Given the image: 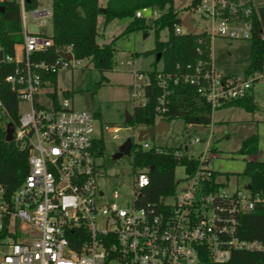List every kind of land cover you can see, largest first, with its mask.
<instances>
[{
	"label": "built area",
	"instance_id": "obj_1",
	"mask_svg": "<svg viewBox=\"0 0 264 264\" xmlns=\"http://www.w3.org/2000/svg\"><path fill=\"white\" fill-rule=\"evenodd\" d=\"M6 1L18 5L22 38L13 44L12 55H1L0 62H13L14 66L2 76L0 87H8L17 105L13 121L0 97V123L4 129L6 124L12 127L10 141L26 152V172L10 196L0 186V264H224L235 250L264 249L261 242L238 234L239 215L263 204L264 196L245 189L248 182L243 185L249 192L246 196L218 179L212 165L217 156L210 150V132L206 139L189 137L183 150L168 152L194 160L195 165L190 172L181 166L183 175L176 180L174 192L157 203H135L137 191L147 183L143 169L135 175L130 205L119 204L116 191L107 196L98 189L95 156L103 146L97 142H102L101 135L93 132V115L70 108L66 99L55 104L48 95L51 84L42 80L43 75L73 68L80 60L73 57L70 45L55 49L52 61L34 58L52 46L51 37L38 30V25L50 23V6L27 9L24 0L0 3ZM255 6L253 0H197L184 13L189 15V25L182 22V16L172 31L175 35L192 33L194 14L204 27L197 33H203L208 44L214 37L249 40ZM146 10H136L134 17L144 18ZM29 24L35 25V31L28 30ZM257 37L264 43L263 27ZM65 53L70 57L63 56ZM258 73L264 75V60L260 71L233 75L216 71L209 54L206 62L186 64L178 76L162 73L160 68L152 75L133 71L132 98L142 89L143 100L134 106H144L145 87L155 82L160 89L153 106L156 122L166 110L168 86L183 82L195 88L211 112L249 95ZM38 98L47 100L48 106L38 105ZM21 102L27 104L23 113L18 110ZM105 129L115 133L119 128ZM130 140V150L168 151L149 147L144 140ZM198 145L202 147L194 151Z\"/></svg>",
	"mask_w": 264,
	"mask_h": 264
},
{
	"label": "trees",
	"instance_id": "obj_2",
	"mask_svg": "<svg viewBox=\"0 0 264 264\" xmlns=\"http://www.w3.org/2000/svg\"><path fill=\"white\" fill-rule=\"evenodd\" d=\"M197 0H189L186 10L193 6ZM173 0H106L102 8L97 0H50L51 9V39L52 46L47 51L34 55V58H44L52 61L56 52L65 46H71V52L76 60L88 59L92 68L98 73V80L94 82L99 87L105 80L103 73L112 67L113 40L109 43L98 44L96 37V20L101 15L103 24L114 18H127L121 34L135 31H148L152 29L154 41L153 48L142 54L153 53L154 60L151 69L147 72L152 75L156 71L155 65L160 61V71L171 76H178L184 71L188 63L194 64L198 60H209L208 39L203 33L173 34V25L179 22L177 11L173 10ZM0 50L4 56L12 55V46L21 41L19 8L12 1L0 3ZM27 9L35 7V0H24ZM142 8L156 13L148 24L144 18L134 17V12ZM103 9V11H102ZM252 34L249 42V63L244 74L260 71L264 60V43L258 37V30L264 28V3L258 4L251 10ZM161 29H166L164 40L158 39ZM198 39L204 40L198 43ZM17 50V48H16ZM160 57L155 60V54ZM179 67L176 68L175 66ZM13 62H0V79L10 72ZM56 72L42 76V80L55 83ZM166 110L159 116L169 124L174 119H181L184 124L207 125L210 122L208 104L195 91L192 85L179 82L168 86ZM160 89L151 81L145 87L146 103L144 106H133L129 115L128 125L141 124L145 127L155 123L156 116L153 111L155 96ZM52 101L57 104L55 91L48 93ZM0 97L11 119L16 120V100L6 85L0 87ZM224 106H239L246 111L255 109L251 94L223 104ZM98 113L93 114V117ZM102 148L101 140L97 141ZM167 153H156L153 150L131 152V165L133 168L143 169L147 175L146 185L139 188L136 193L137 205H153L159 199L171 195L176 186L173 172L176 166H184L187 172L194 167V160L185 157H174L171 153L175 148L165 147ZM238 154L254 156L257 153V136L251 134L241 140L236 151ZM26 172V152L18 149L11 141L4 140V128L0 123V186L8 197L21 183ZM242 175L248 177L251 194L264 196V160L248 159L244 162ZM239 237L246 240H257L264 245V203L255 204L248 212L242 213L238 218ZM2 233H0V237ZM224 264H264V249L262 251H233L229 260Z\"/></svg>",
	"mask_w": 264,
	"mask_h": 264
},
{
	"label": "rangeland",
	"instance_id": "obj_3",
	"mask_svg": "<svg viewBox=\"0 0 264 264\" xmlns=\"http://www.w3.org/2000/svg\"><path fill=\"white\" fill-rule=\"evenodd\" d=\"M105 0H97L102 7ZM189 0H173L172 7L181 18L186 12ZM264 0H253V4H263ZM35 6L49 7L50 0H35ZM155 15L150 10L143 13L144 20L150 24ZM192 33L201 32L203 23L192 14ZM27 20L31 19L27 16ZM127 18H114L103 24L101 15L97 16L96 37L98 44L109 43L113 40L112 67L105 71V80L99 87L94 82L98 80V73L92 68L88 59H82L73 68L59 69L56 72L55 83L48 90L55 91L57 102L68 100L69 107L74 110H82L90 114L98 113L93 118V132L102 137V150L95 156L97 168V187L107 196L113 191L119 195L118 203L130 205L134 196L135 175L141 172L140 168L131 165V152L122 153L119 157H113L119 145L127 138L137 140V133L144 125H128L124 122V114H131L134 105L143 100V91L132 98L133 71L144 73L151 69L154 60L153 53L142 54L153 48V31H135L121 34ZM186 30L185 28H183ZM38 30L45 36L51 35V24L38 25ZM166 29H161L158 39L164 40ZM210 61L216 71L242 75L249 63V42L245 39H226L214 37L209 44ZM130 64H126V61ZM122 62V64H118ZM161 62L155 65L159 69ZM143 83V81H139ZM47 91V89H44ZM251 96L255 109L246 111L239 106H224L210 112V122L207 125L184 124L181 119H174L168 124L166 131L154 133L152 138H146L149 147L181 148L189 137L195 136L206 139L210 132V150L217 157L212 165L218 172V179L226 182L225 187L242 190L244 195L249 192L243 190V185L248 182V177L242 175L244 162L248 159L264 160V75L258 73V78L253 81ZM37 104L47 107V100L38 98ZM18 110L23 113L27 110V104L21 102ZM118 127L115 133L106 132L105 127ZM115 134L116 138L112 135ZM256 134L257 153L254 156L238 154L236 151L242 139ZM140 142H136L139 144ZM200 145L195 146L194 151L200 150ZM183 170L180 165L173 172L175 180L180 179Z\"/></svg>",
	"mask_w": 264,
	"mask_h": 264
},
{
	"label": "water",
	"instance_id": "obj_4",
	"mask_svg": "<svg viewBox=\"0 0 264 264\" xmlns=\"http://www.w3.org/2000/svg\"><path fill=\"white\" fill-rule=\"evenodd\" d=\"M2 6H0L1 9ZM103 11V9H102ZM182 22H184L185 24L189 25L190 23V18L188 14H185L182 17ZM28 30L30 32L35 31V25L33 24H29L28 25ZM1 55L2 52L0 50V59H1ZM63 56H65L66 58H69L70 55L69 53H65ZM160 57L159 53L155 54V60H158ZM130 120V116L125 113L124 114V122H128ZM168 128V124L166 121L164 120H157L153 125L151 126H147L145 128H142L141 130L138 131L137 133V140H144L146 138H152L154 133H161L163 131H166ZM11 132H12V127L9 124H6L5 129H4V140L9 142L11 140ZM130 147H131V140L129 138L125 139L117 148V150L114 152L113 157H119L122 153H128L130 151ZM245 189H250V185L247 183L245 184Z\"/></svg>",
	"mask_w": 264,
	"mask_h": 264
},
{
	"label": "crops",
	"instance_id": "obj_5",
	"mask_svg": "<svg viewBox=\"0 0 264 264\" xmlns=\"http://www.w3.org/2000/svg\"><path fill=\"white\" fill-rule=\"evenodd\" d=\"M106 1V0H105ZM104 4H105V2H104ZM104 4L102 5V7L104 6ZM98 5V4H97ZM102 7H100V8H102ZM184 16V15H183ZM97 21V20H96ZM251 93V92H250Z\"/></svg>",
	"mask_w": 264,
	"mask_h": 264
}]
</instances>
